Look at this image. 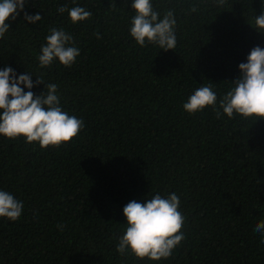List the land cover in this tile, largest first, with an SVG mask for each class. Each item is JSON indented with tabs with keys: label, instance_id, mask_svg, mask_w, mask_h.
Instances as JSON below:
<instances>
[{
	"label": "trees",
	"instance_id": "16d2710c",
	"mask_svg": "<svg viewBox=\"0 0 264 264\" xmlns=\"http://www.w3.org/2000/svg\"><path fill=\"white\" fill-rule=\"evenodd\" d=\"M132 2L25 0L6 21L0 70L58 85L60 107L84 126L59 147L0 137V190L24 206L18 220L0 218V264H264V234L253 230L264 220V119L229 118L219 108L238 65L264 48L254 24L264 0H152L161 18L172 10L176 19V47L167 51L130 36ZM61 6L92 15L73 24ZM53 27L80 49L70 67L39 65ZM205 85L217 94L219 116L213 106L183 109ZM173 192L184 239L171 256L119 254L123 207Z\"/></svg>",
	"mask_w": 264,
	"mask_h": 264
},
{
	"label": "clouds",
	"instance_id": "9594fccd",
	"mask_svg": "<svg viewBox=\"0 0 264 264\" xmlns=\"http://www.w3.org/2000/svg\"><path fill=\"white\" fill-rule=\"evenodd\" d=\"M226 0H216L223 6ZM25 0H0V38L9 30L6 23L23 11ZM135 15L131 20L130 36L137 45L144 47L146 42L156 44L162 50L176 47L174 31L176 19L172 10L163 17L154 10L152 0H133ZM196 11L195 8L192 9ZM57 11H67L73 24L89 19L92 13L81 6L70 9L61 6ZM24 18L35 23L41 20L39 13ZM255 29L264 33V11L254 19ZM97 38L99 34L97 33ZM73 36L63 29L51 28L46 43L41 46L38 62L41 68L49 67L54 60L70 67L80 54ZM239 76L234 85L219 101V108L232 118L234 114L243 118L264 119V48L253 47L246 63L238 65ZM29 73L16 76L11 67L0 70V137L16 139L23 137L27 143L37 142L41 148L59 147L76 137L83 121L60 107L58 85L45 84L37 78L35 84ZM43 83L45 91L35 95L31 89ZM23 85V87H21ZM27 88L29 91H24ZM217 104V94L211 85L197 88L183 104L189 114L199 112L207 106ZM217 116L220 115L216 111ZM180 199L175 192L167 197L153 195L141 203L133 199L122 210L126 228L118 238L116 251L125 255L130 252L139 259L159 261L171 256L173 250L184 239L181 231L184 216L179 211ZM23 204L7 191L0 190V218L16 221L21 217ZM62 230L63 226H59ZM254 232L264 234V220L259 221ZM264 243V239L261 240Z\"/></svg>",
	"mask_w": 264,
	"mask_h": 264
}]
</instances>
